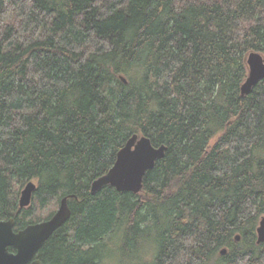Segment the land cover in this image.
Segmentation results:
<instances>
[{
  "label": "trees",
  "instance_id": "16d2710c",
  "mask_svg": "<svg viewBox=\"0 0 264 264\" xmlns=\"http://www.w3.org/2000/svg\"><path fill=\"white\" fill-rule=\"evenodd\" d=\"M251 52L264 0H0V220H42L18 208L33 181L41 210L74 196L43 264L140 247L136 264H264V79L240 95ZM134 134L166 147L142 191L91 195Z\"/></svg>",
  "mask_w": 264,
  "mask_h": 264
},
{
  "label": "water",
  "instance_id": "95a60500",
  "mask_svg": "<svg viewBox=\"0 0 264 264\" xmlns=\"http://www.w3.org/2000/svg\"><path fill=\"white\" fill-rule=\"evenodd\" d=\"M247 75L240 86V95L246 96L259 81L264 79V57L260 53L251 52L246 56ZM125 83L126 80L120 76ZM166 147H154L145 136L132 135L118 151L113 166L106 174L95 179L90 186V194L95 195L104 187H112L119 193L129 192L139 194L145 174L155 163L164 158ZM36 184L29 181L20 192L18 208H29L32 202ZM72 195L60 199L57 210L45 221L29 224L15 231V220L9 218L0 220V264H43L36 258L44 243L71 217L68 206ZM240 236H235L239 241ZM256 243H264V217L256 228ZM12 249V251H10ZM225 249L220 251L221 255Z\"/></svg>",
  "mask_w": 264,
  "mask_h": 264
},
{
  "label": "rangeland",
  "instance_id": "374dc122",
  "mask_svg": "<svg viewBox=\"0 0 264 264\" xmlns=\"http://www.w3.org/2000/svg\"><path fill=\"white\" fill-rule=\"evenodd\" d=\"M262 56L264 57V55H262ZM213 142H214V140H212L210 142V145H212ZM24 186L25 185H23L22 187L16 186L17 189L20 187L18 189L19 193L17 196V203H18V199L20 196V192ZM58 205H59V200H53L49 203V205L45 209L41 210L38 208L36 201H35V198L33 197L31 205L29 208L32 209V212H33L34 216H36V218L42 219L41 221H38V222H42V221L47 220L45 218L49 217L51 213L53 214L57 210ZM26 209H28V208H26ZM146 249L147 248H145V247H140L138 249H134V251H132L130 254L126 253L125 256L123 254L114 252L108 258H106L102 264H136V261H137L136 259L138 258V256H141L146 251Z\"/></svg>",
  "mask_w": 264,
  "mask_h": 264
}]
</instances>
